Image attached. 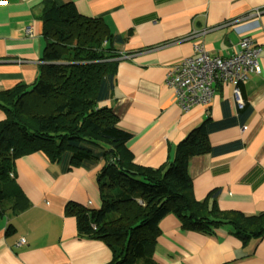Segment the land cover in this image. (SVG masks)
Masks as SVG:
<instances>
[{"label": "crops", "instance_id": "obj_1", "mask_svg": "<svg viewBox=\"0 0 264 264\" xmlns=\"http://www.w3.org/2000/svg\"><path fill=\"white\" fill-rule=\"evenodd\" d=\"M43 1L0 5V90L31 84L38 76L45 46ZM54 1H71L79 14L102 18L112 33L126 37L116 44L114 87L101 104L112 109L116 127L128 134L125 145L133 162L156 168L172 160L176 144L207 120L212 150L188 160L194 197L203 200L216 191L220 210L264 213V0ZM27 26L31 35L24 32ZM245 35L261 47V72L240 85L243 107L230 84L217 83L206 107L181 109L166 81L168 68L196 55L197 44L211 56L230 55ZM101 164L52 163L40 151L15 159L14 183L27 204L0 219V264H108L107 245L79 237L75 218L65 214L68 203L100 205ZM9 222L15 232L7 236ZM158 227L152 250L158 264H264V236L243 244L229 224L211 235L183 230L173 214Z\"/></svg>", "mask_w": 264, "mask_h": 264}, {"label": "trees", "instance_id": "obj_2", "mask_svg": "<svg viewBox=\"0 0 264 264\" xmlns=\"http://www.w3.org/2000/svg\"><path fill=\"white\" fill-rule=\"evenodd\" d=\"M40 18L45 46L37 78L0 90V219L27 204L14 183L15 159L40 151L50 162L68 166L102 161L96 174L100 205L68 203L65 214L75 218L79 237L107 245L108 264H158L152 250L167 214L181 229L205 235L229 224L243 244L264 236V213L220 210L216 191L203 200L194 197L188 160L211 152L209 121L176 144L172 160L156 168L133 162L128 134L101 104L114 87L116 44L124 35L112 33L102 18L79 14L71 1L44 0ZM14 232L7 223L5 235Z\"/></svg>", "mask_w": 264, "mask_h": 264}, {"label": "built area", "instance_id": "obj_3", "mask_svg": "<svg viewBox=\"0 0 264 264\" xmlns=\"http://www.w3.org/2000/svg\"><path fill=\"white\" fill-rule=\"evenodd\" d=\"M8 0H0V5ZM259 10L255 11L258 14ZM31 35L32 27L24 29ZM196 55L183 57L172 64L166 73V81L173 90L177 105L188 110L192 106L206 107L212 99L215 84L228 83L240 106L242 104L239 84L244 83L251 73H260V52L251 36L239 39L233 53L227 56H211L203 45H195Z\"/></svg>", "mask_w": 264, "mask_h": 264}]
</instances>
